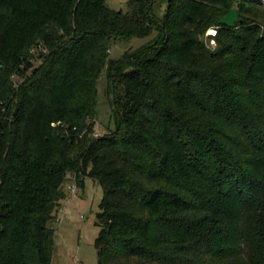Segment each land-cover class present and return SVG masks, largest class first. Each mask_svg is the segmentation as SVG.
<instances>
[{"label":"trees","instance_id":"obj_1","mask_svg":"<svg viewBox=\"0 0 264 264\" xmlns=\"http://www.w3.org/2000/svg\"><path fill=\"white\" fill-rule=\"evenodd\" d=\"M157 3L0 0V264H51L69 177L102 188L97 264H264V6ZM104 69L118 123L94 135Z\"/></svg>","mask_w":264,"mask_h":264},{"label":"rangeland","instance_id":"obj_2","mask_svg":"<svg viewBox=\"0 0 264 264\" xmlns=\"http://www.w3.org/2000/svg\"><path fill=\"white\" fill-rule=\"evenodd\" d=\"M128 1L106 0V5L112 10L124 12ZM167 2L168 0H158V17L164 16ZM214 31L210 29L207 34ZM155 36L153 31L143 38H111L108 59L117 60L127 51L148 46L152 44ZM210 44H213L212 40ZM113 94L114 90L111 84L108 85L104 69L97 83L94 135H103L116 128L118 113L113 110ZM75 185L72 177L64 183L65 199L57 209V220L48 224L54 230L51 264H97L95 239L99 228L96 226V213L99 211L102 188L91 179L85 178L82 186L76 185V193H71L69 187Z\"/></svg>","mask_w":264,"mask_h":264},{"label":"water","instance_id":"obj_3","mask_svg":"<svg viewBox=\"0 0 264 264\" xmlns=\"http://www.w3.org/2000/svg\"><path fill=\"white\" fill-rule=\"evenodd\" d=\"M236 23H241V20H239L238 13L234 9L229 10V12L219 20V24L228 28L234 27Z\"/></svg>","mask_w":264,"mask_h":264},{"label":"built area","instance_id":"obj_4","mask_svg":"<svg viewBox=\"0 0 264 264\" xmlns=\"http://www.w3.org/2000/svg\"><path fill=\"white\" fill-rule=\"evenodd\" d=\"M257 1L261 2L264 5V0H257ZM211 33H212L211 35H214L215 34V31L214 32H211ZM212 43H213V41H212ZM69 189H70V192L71 193H76V185L75 186H70Z\"/></svg>","mask_w":264,"mask_h":264}]
</instances>
